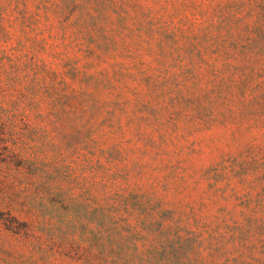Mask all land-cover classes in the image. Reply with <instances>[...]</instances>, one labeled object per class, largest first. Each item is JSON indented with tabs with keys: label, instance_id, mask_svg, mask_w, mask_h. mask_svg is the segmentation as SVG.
<instances>
[{
	"label": "rangeland",
	"instance_id": "374dc122",
	"mask_svg": "<svg viewBox=\"0 0 264 264\" xmlns=\"http://www.w3.org/2000/svg\"><path fill=\"white\" fill-rule=\"evenodd\" d=\"M0 264H264V0H0Z\"/></svg>",
	"mask_w": 264,
	"mask_h": 264
}]
</instances>
